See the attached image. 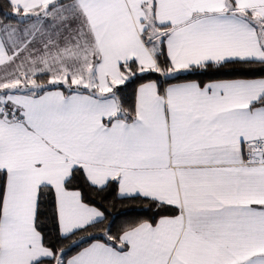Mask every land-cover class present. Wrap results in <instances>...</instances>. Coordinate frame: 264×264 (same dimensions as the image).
Masks as SVG:
<instances>
[{"label":"snow or ice","instance_id":"obj_1","mask_svg":"<svg viewBox=\"0 0 264 264\" xmlns=\"http://www.w3.org/2000/svg\"><path fill=\"white\" fill-rule=\"evenodd\" d=\"M0 264H264V0H0Z\"/></svg>","mask_w":264,"mask_h":264},{"label":"trees","instance_id":"obj_2","mask_svg":"<svg viewBox=\"0 0 264 264\" xmlns=\"http://www.w3.org/2000/svg\"><path fill=\"white\" fill-rule=\"evenodd\" d=\"M150 78H155V76H151ZM190 78L200 79L203 81H207L209 79H219V78H228V74L221 70L217 71L212 68H209L207 72L200 73L198 75H194ZM141 81L137 80L136 83ZM136 83H129L126 86H121L124 89V96L129 102L131 101L132 92L136 86ZM106 199L100 200L97 198V205L101 207V210L106 211V215L108 219L104 222L102 227L111 226V230L113 233L118 231L125 223L131 221H138L142 219H151L154 215V212L147 205V202L143 199H121L118 197V189L113 186L109 189V191L105 194ZM98 232V230H96ZM51 239L53 242H56V234L53 232ZM66 243V242H65ZM74 254L73 251H69L68 255Z\"/></svg>","mask_w":264,"mask_h":264}]
</instances>
